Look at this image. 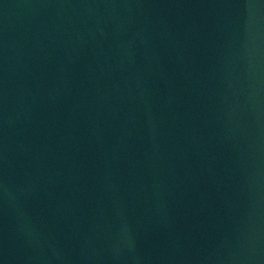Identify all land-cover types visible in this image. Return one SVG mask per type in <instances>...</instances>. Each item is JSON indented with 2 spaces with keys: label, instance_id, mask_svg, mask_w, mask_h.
Here are the masks:
<instances>
[{
  "label": "water",
  "instance_id": "1",
  "mask_svg": "<svg viewBox=\"0 0 264 264\" xmlns=\"http://www.w3.org/2000/svg\"><path fill=\"white\" fill-rule=\"evenodd\" d=\"M0 264H264V0H0Z\"/></svg>",
  "mask_w": 264,
  "mask_h": 264
}]
</instances>
